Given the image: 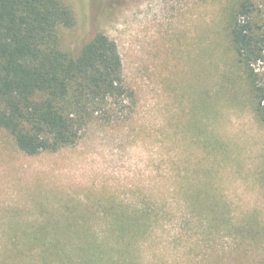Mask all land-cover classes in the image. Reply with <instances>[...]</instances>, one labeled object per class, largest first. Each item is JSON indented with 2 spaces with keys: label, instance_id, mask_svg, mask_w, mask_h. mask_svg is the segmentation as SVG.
Listing matches in <instances>:
<instances>
[{
  "label": "rangeland",
  "instance_id": "1",
  "mask_svg": "<svg viewBox=\"0 0 264 264\" xmlns=\"http://www.w3.org/2000/svg\"><path fill=\"white\" fill-rule=\"evenodd\" d=\"M66 2L63 44L105 32L132 96L57 151L0 129V264H264V125L228 0Z\"/></svg>",
  "mask_w": 264,
  "mask_h": 264
},
{
  "label": "trees",
  "instance_id": "2",
  "mask_svg": "<svg viewBox=\"0 0 264 264\" xmlns=\"http://www.w3.org/2000/svg\"><path fill=\"white\" fill-rule=\"evenodd\" d=\"M227 42L264 125V11L228 0ZM76 17L66 0H0V129L28 155L75 144L94 117L132 96L115 40L96 29L63 44Z\"/></svg>",
  "mask_w": 264,
  "mask_h": 264
}]
</instances>
